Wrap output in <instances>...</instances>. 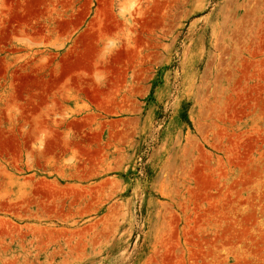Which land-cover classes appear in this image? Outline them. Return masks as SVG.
Returning a JSON list of instances; mask_svg holds the SVG:
<instances>
[{
    "label": "rangeland",
    "instance_id": "obj_1",
    "mask_svg": "<svg viewBox=\"0 0 264 264\" xmlns=\"http://www.w3.org/2000/svg\"><path fill=\"white\" fill-rule=\"evenodd\" d=\"M2 1L41 30L94 2ZM169 1L130 10L129 28L177 36L152 79L159 97L144 99L150 126L112 141L91 124L131 114L70 111L74 140L62 143L54 109L45 118L54 142L6 144L0 264H264V0H242L237 12L231 0H181L180 12ZM222 23L245 26L235 47L220 40ZM198 35L206 53L192 61L181 52ZM26 97L22 120L34 112Z\"/></svg>",
    "mask_w": 264,
    "mask_h": 264
},
{
    "label": "crops",
    "instance_id": "obj_2",
    "mask_svg": "<svg viewBox=\"0 0 264 264\" xmlns=\"http://www.w3.org/2000/svg\"><path fill=\"white\" fill-rule=\"evenodd\" d=\"M147 0H94L87 13L85 2L64 9L58 20L48 18L43 30L33 21L4 5L0 0V157L6 144L55 141L53 123L46 121L51 110H60L56 137L71 140L70 111L127 112L130 117L95 120V127H106V139L120 141L127 130L136 131L151 125L144 117L152 101L145 100L152 90V79L159 64L171 61L177 36L171 28H129L133 5L147 7ZM229 12H237L242 0H231ZM117 4L118 7L115 5ZM171 9L182 6L181 0L165 3ZM253 10V8H252ZM8 11V12H7ZM235 26L241 28L236 29ZM257 30H264V22ZM220 40L235 47L241 38L240 24H221ZM237 31V34L235 33ZM264 41V32L260 34ZM226 44V45H227ZM231 45V46H230ZM202 35L191 36L183 54L190 60L203 56ZM264 53V43L260 46ZM73 52V53H72ZM195 57V58H194ZM24 96V97H22ZM34 111L24 120L17 116V101L27 102ZM21 103V104H22ZM11 110L14 113H11ZM8 111V112H7ZM85 127L74 123L72 129ZM82 140V139H81ZM80 140V141H81Z\"/></svg>",
    "mask_w": 264,
    "mask_h": 264
}]
</instances>
